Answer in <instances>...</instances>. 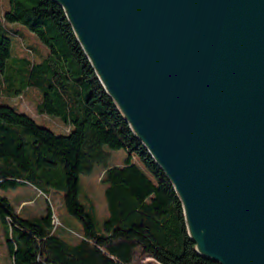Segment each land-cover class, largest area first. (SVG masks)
<instances>
[{
    "label": "water",
    "instance_id": "obj_1",
    "mask_svg": "<svg viewBox=\"0 0 264 264\" xmlns=\"http://www.w3.org/2000/svg\"><path fill=\"white\" fill-rule=\"evenodd\" d=\"M52 1L197 254L264 264V0Z\"/></svg>",
    "mask_w": 264,
    "mask_h": 264
},
{
    "label": "trees",
    "instance_id": "obj_2",
    "mask_svg": "<svg viewBox=\"0 0 264 264\" xmlns=\"http://www.w3.org/2000/svg\"><path fill=\"white\" fill-rule=\"evenodd\" d=\"M21 24L47 47L37 60L27 48L12 54ZM40 93L39 112L60 117L67 134L38 125L28 114L0 104V190L30 183L63 191L66 211L81 223L73 241L53 226L52 212L22 218L0 195V241L11 264H217L199 256L189 239L181 203L162 170L131 132L85 57L62 8L52 0H7L0 10V90L9 97ZM122 149V165H108ZM95 165L108 217L94 222V205L80 202L79 177ZM0 264H6L1 262Z\"/></svg>",
    "mask_w": 264,
    "mask_h": 264
},
{
    "label": "rangeland",
    "instance_id": "obj_3",
    "mask_svg": "<svg viewBox=\"0 0 264 264\" xmlns=\"http://www.w3.org/2000/svg\"><path fill=\"white\" fill-rule=\"evenodd\" d=\"M7 6V0H0V10ZM18 27L15 34H12V54L20 56L22 47L27 48L36 59L41 60L47 53V47L39 38L25 26L9 24ZM40 93L29 89L18 95L9 97L0 90V104L13 107L19 112L28 114L35 122L45 128L52 130L56 134H67L68 125L64 124L60 117L46 115L37 109L40 101ZM109 153L108 165H122L126 158V152L122 149L111 150L106 148ZM104 168L102 165H95L89 174H81L79 177V200L88 205L93 203V218L96 227H102L103 222L108 217L107 203L105 199V182H102ZM0 195L6 197L14 207L15 211L25 219L40 217L45 215L48 209L52 212V222L57 230L62 228V236L67 241H73L81 233V223L70 215L63 205V191L47 188L39 190L30 183L20 184L6 190H0ZM0 261L11 264V258L7 255L3 240L0 241ZM141 264H153V261L144 257L140 260Z\"/></svg>",
    "mask_w": 264,
    "mask_h": 264
}]
</instances>
